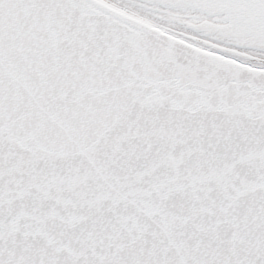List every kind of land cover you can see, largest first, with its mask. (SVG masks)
Segmentation results:
<instances>
[{"label": "snow or ice", "instance_id": "obj_1", "mask_svg": "<svg viewBox=\"0 0 264 264\" xmlns=\"http://www.w3.org/2000/svg\"><path fill=\"white\" fill-rule=\"evenodd\" d=\"M0 264H264V0H0Z\"/></svg>", "mask_w": 264, "mask_h": 264}]
</instances>
